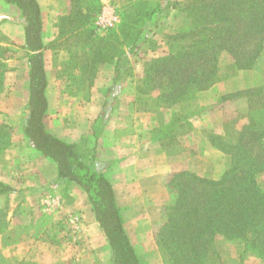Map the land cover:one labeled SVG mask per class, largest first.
<instances>
[{
  "label": "trees",
  "instance_id": "16d2710c",
  "mask_svg": "<svg viewBox=\"0 0 264 264\" xmlns=\"http://www.w3.org/2000/svg\"><path fill=\"white\" fill-rule=\"evenodd\" d=\"M5 1L19 9L25 45L30 50L27 113L21 127L27 144L54 163L57 184L70 182L85 192L107 238L111 264H142L123 226L113 186L101 165L94 160L88 162L76 143L61 139L45 125L47 81L38 2ZM68 1L69 10L57 23L59 35L79 33V41L93 51L87 66L115 61L111 92L117 91L119 79L128 74V56L136 54L146 41V26L166 18L170 8L178 3L156 0L145 5L148 9L140 7L133 15L122 14L116 27L100 35L94 28L100 0ZM184 5L190 26L169 35L170 51L152 58L144 69L146 85L159 80V96L168 105L194 99L197 91L215 81L218 53L229 54L238 69H250L264 48V0H185ZM142 16L147 17L145 21ZM4 73L3 69L0 91L4 88ZM237 94L246 96L248 123L240 131H230L235 134L229 138L232 141L211 137L212 144L228 156L222 177L207 179L181 170L168 180L167 186L175 198L167 207V220L157 238L168 256V264H214L219 258L214 246L217 235L264 259V189L255 179L256 173L264 170V87L248 88L234 95ZM15 191L0 181V194Z\"/></svg>",
  "mask_w": 264,
  "mask_h": 264
},
{
  "label": "crops",
  "instance_id": "0c3cea01",
  "mask_svg": "<svg viewBox=\"0 0 264 264\" xmlns=\"http://www.w3.org/2000/svg\"><path fill=\"white\" fill-rule=\"evenodd\" d=\"M36 1L41 17L44 44L41 51L47 81L45 125L51 133L61 139L76 143L81 154L84 142L93 134L95 139L91 160L101 165L103 173L113 186L116 199L121 196V181L137 182V188L141 187L140 184H145V188L161 191L160 197L174 200V194L170 193L167 183L175 172L186 170L213 180L222 177L228 164V156L212 144L211 137H225L231 130L240 131L248 123L247 111L228 113L227 108L231 106L235 93L260 85V77L253 75L257 71L256 65L251 69H236L226 77L219 75L218 70L215 81L209 87L196 92L195 104L204 110L213 109L211 114L178 113V104L163 103L158 104L155 110L145 112L141 106L133 104L138 100V96L133 95L131 91L126 92V86H141L145 82V62L139 60L134 63L133 56H128V74L119 79L116 92L109 91L115 81V61L96 62L87 66L86 62L92 59L93 51L90 46L79 41V33L59 35L57 23L59 18L68 12L69 1ZM0 15V46L12 47L11 57L4 58L6 63L9 61L5 73L13 77L10 83L7 82L9 77L5 80L6 85L0 91V100L8 102L12 96H17L21 101L20 107L12 106V111L8 113H18L20 109L27 113L30 50L25 45L20 11L14 4L1 0ZM146 95L147 93L144 94ZM241 102H244L243 96ZM0 109L6 110L2 107ZM76 113H79V118ZM103 131L104 134L101 133ZM74 133L79 134V137L75 138ZM156 134L169 135L170 138L164 140ZM25 145L29 153L38 155L51 164L48 165V170L54 169V175L49 179L50 172L43 167L46 164H41L39 168L45 175L42 177L43 184L60 186L66 183L57 184L54 163L30 145ZM255 179L264 189V170L257 172ZM5 183L15 186L7 181ZM123 190V196L131 197L134 189L123 186ZM15 192L0 194V209L4 207V199ZM82 196H85V203L82 206H73L75 215L71 218L73 223L70 225V231L76 234L72 243L74 245L76 242L77 250L83 245L87 246L85 249L91 253H97L98 250L106 249L109 244L86 194ZM165 223L166 221H161L153 225L152 229L159 232ZM123 226L135 248L134 239L129 233L130 227L124 223ZM215 241L231 243L221 235H217ZM45 245L44 242L41 245L39 240H31L29 236H18L14 231H1L0 264H30L36 252L41 256V260H45ZM75 254L72 256L79 260V252ZM72 258L74 260L75 257ZM138 259L143 264L139 255Z\"/></svg>",
  "mask_w": 264,
  "mask_h": 264
},
{
  "label": "rangeland",
  "instance_id": "374dc122",
  "mask_svg": "<svg viewBox=\"0 0 264 264\" xmlns=\"http://www.w3.org/2000/svg\"><path fill=\"white\" fill-rule=\"evenodd\" d=\"M113 1L119 13V24L122 14L125 16L133 15L140 7L148 9L146 6L153 4L156 0ZM184 1L178 0L177 5L170 8V14L167 18L158 20L156 25L151 22L146 26L143 34L147 38L137 50L136 55H132L134 63L140 60L146 64L152 58L164 56L170 51L171 39L169 35L177 34L191 24L190 17L184 8ZM146 18L144 16L143 20L145 21ZM103 33L106 34L107 31ZM11 51V46L1 45L0 57H11ZM0 62L4 63V66L0 65L1 77L2 70H7L9 61L7 64L4 59H0ZM233 64V60L229 54L224 51L218 53L217 70H219V75L226 77L227 74L233 73L238 69ZM255 65V70L257 71L253 75H256L258 78L260 77V85L258 86L264 87V48L251 68ZM136 75L138 76V74ZM8 77L9 80L7 81ZM3 80L4 85H6L5 80L10 83V81H13V77L4 73ZM156 81L159 80H153L148 85L144 82L141 86H126V92L131 91L133 95L136 94L138 96V100L133 103L134 106L139 105L145 112H147L146 110L151 112L157 108L158 104L163 103L159 96L161 90L157 86ZM145 93H147L146 96H144ZM232 98L233 102L227 108L228 113L247 111L248 103L245 101V95H243L244 102H241V94L233 95ZM18 99L17 96H12L8 102L0 100V107L6 109H0V125H4V127H0V179L4 182L12 183L17 190L7 199H4V207L0 209V232H6L7 230H10V232L14 231L18 236H29L33 241L39 240L41 245H43V242L44 245L47 244L44 246L46 249L45 260H41V256L36 252L32 256L33 260H30V264H111L108 245L106 249L98 250L97 253H91L85 249L87 246L83 245L78 247V251L76 242V245H73L72 242L76 234L70 231V225L73 223L71 218L75 215L73 206H82L85 203V196H82L85 193L70 182L63 183L60 186L42 183V177L45 175H43L42 169L39 168L41 164H46L43 167H46V171L50 172L49 179H52L54 169L50 168L48 170V165L51 164H48L47 160H43L38 155H32L26 150L25 144H27V141L21 132L22 122L26 113H23L21 109L18 113H8V111H12V106L13 108L20 107L21 101ZM177 109L178 113H213V109L204 110L199 108L195 104L194 99L179 103ZM76 116L79 118V113H76ZM50 119L52 120V118ZM101 133L104 134L105 131ZM73 136L78 138L79 134L74 133ZM156 136L164 140L170 138L169 135L156 134ZM233 136L235 134L229 132L225 138L229 141ZM94 139L95 137L92 134L83 144L84 149L82 154L88 162L91 161L90 156L93 153ZM5 142L9 143L2 149ZM144 185L140 184L141 187L137 188V182L121 181L119 183L121 196L116 201L120 209L121 219L126 226L130 227L129 233L134 239L135 248L143 264H168V256L160 248L157 241L158 232L152 229V226L167 220V207L173 203V198H162L160 197L161 195L159 196L161 191H157L156 189L150 190L145 188ZM123 186H130L134 189L132 190L133 194L131 197L123 196ZM170 193L174 194L175 198V193L173 191ZM67 197L68 199L66 200ZM214 246L219 253V258L214 264H264V259L251 251H245L242 245L238 246L233 243L223 244L221 241H215ZM78 252L79 260H76V256H72V254L74 255ZM71 257H75L74 260Z\"/></svg>",
  "mask_w": 264,
  "mask_h": 264
},
{
  "label": "built area",
  "instance_id": "2783aa9c",
  "mask_svg": "<svg viewBox=\"0 0 264 264\" xmlns=\"http://www.w3.org/2000/svg\"><path fill=\"white\" fill-rule=\"evenodd\" d=\"M119 22V13L113 0H101V5L94 19L96 33L106 32Z\"/></svg>",
  "mask_w": 264,
  "mask_h": 264
}]
</instances>
